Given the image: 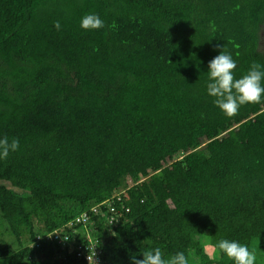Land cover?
<instances>
[{
	"label": "trees",
	"instance_id": "trees-1",
	"mask_svg": "<svg viewBox=\"0 0 264 264\" xmlns=\"http://www.w3.org/2000/svg\"><path fill=\"white\" fill-rule=\"evenodd\" d=\"M92 13L105 26L82 29ZM220 51L236 78L264 66V0H0V138L19 140L0 158V264L157 247L234 264L224 239L264 264V100L214 104Z\"/></svg>",
	"mask_w": 264,
	"mask_h": 264
},
{
	"label": "clouds",
	"instance_id": "clouds-1",
	"mask_svg": "<svg viewBox=\"0 0 264 264\" xmlns=\"http://www.w3.org/2000/svg\"><path fill=\"white\" fill-rule=\"evenodd\" d=\"M104 26V21L95 13L86 14L80 24L85 30L101 29ZM54 27L57 30L61 28L59 21L54 22ZM236 67V61L225 51H220L208 64L207 94L214 97V104L227 117L237 115L242 105L259 104L264 100V66L253 62L249 71L240 78L234 75ZM18 149V139L9 141L7 136L0 138V158L6 159L10 152ZM216 247L234 261V264H255L256 254L250 251L247 245L224 239L220 240ZM94 256V252L88 256L89 264H96ZM142 256V259L133 256L132 264H189L184 252H176L165 259L159 247L145 251Z\"/></svg>",
	"mask_w": 264,
	"mask_h": 264
},
{
	"label": "built area",
	"instance_id": "built-area-1",
	"mask_svg": "<svg viewBox=\"0 0 264 264\" xmlns=\"http://www.w3.org/2000/svg\"><path fill=\"white\" fill-rule=\"evenodd\" d=\"M85 218H86L85 214H82L79 217L75 218L72 222L74 224H81L85 220ZM52 237L58 243L60 242L59 236L53 234ZM66 239L67 238H65V240ZM92 252L95 253V256L93 257V259L95 260L96 264H99V256H98L97 252L94 250V248H90V250L85 251L84 253H82V256L84 257V262L82 264H89L88 256H91ZM78 256L80 257L81 254H78Z\"/></svg>",
	"mask_w": 264,
	"mask_h": 264
},
{
	"label": "rangeland",
	"instance_id": "rangeland-1",
	"mask_svg": "<svg viewBox=\"0 0 264 264\" xmlns=\"http://www.w3.org/2000/svg\"><path fill=\"white\" fill-rule=\"evenodd\" d=\"M5 231V223L0 219V232ZM207 238V237H206ZM11 241H13V239L11 237H9L7 234L0 236V243L2 244H9ZM203 245L204 248L206 249L207 253L211 256L214 257V259L216 258V252L213 251V249L211 248V246H209L207 244V240H203Z\"/></svg>",
	"mask_w": 264,
	"mask_h": 264
}]
</instances>
